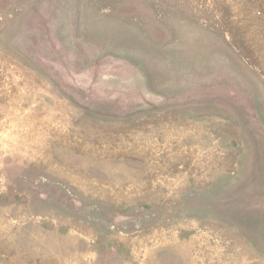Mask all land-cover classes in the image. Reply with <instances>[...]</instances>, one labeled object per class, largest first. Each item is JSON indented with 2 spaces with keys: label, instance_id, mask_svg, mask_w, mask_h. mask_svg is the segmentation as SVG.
I'll use <instances>...</instances> for the list:
<instances>
[{
  "label": "rangeland",
  "instance_id": "obj_1",
  "mask_svg": "<svg viewBox=\"0 0 264 264\" xmlns=\"http://www.w3.org/2000/svg\"><path fill=\"white\" fill-rule=\"evenodd\" d=\"M0 264H264V0H0Z\"/></svg>",
  "mask_w": 264,
  "mask_h": 264
}]
</instances>
